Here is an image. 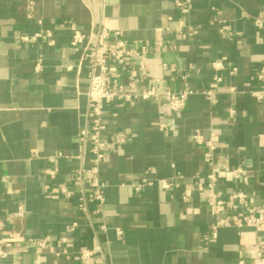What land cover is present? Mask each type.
I'll return each instance as SVG.
<instances>
[{
  "label": "crops",
  "instance_id": "1",
  "mask_svg": "<svg viewBox=\"0 0 264 264\" xmlns=\"http://www.w3.org/2000/svg\"><path fill=\"white\" fill-rule=\"evenodd\" d=\"M263 7L264 0H0V219L2 234L14 242L0 264H248L256 244H264V227H221L206 240L216 220L207 191L196 189L187 201L182 195L193 175L207 181L206 147L194 135L213 134L216 167L249 170L247 181L220 171V194L245 190L249 205L264 206V101L250 93L261 86L255 72L264 65V26L254 16ZM216 16L231 24L233 37L222 36ZM108 19L117 20L129 43L149 45V77L138 90L179 91L188 83L195 93L181 113L160 108L155 98L106 104L104 137L121 131L126 140L100 165L106 202L82 210L92 179L91 141L80 139L88 123L89 65L79 66L82 49L70 40L73 25L89 31ZM46 29L51 37L21 39ZM157 42L167 48L158 50ZM224 56L238 66L236 74L213 67ZM209 88L212 99L204 93ZM152 168L155 178L183 173L181 186L137 189ZM59 183L72 194H55ZM20 207L24 215L9 223ZM98 245L100 251L80 258L82 248Z\"/></svg>",
  "mask_w": 264,
  "mask_h": 264
},
{
  "label": "built area",
  "instance_id": "2",
  "mask_svg": "<svg viewBox=\"0 0 264 264\" xmlns=\"http://www.w3.org/2000/svg\"><path fill=\"white\" fill-rule=\"evenodd\" d=\"M183 11H188L189 7L186 2L178 1ZM244 16H248L243 12ZM220 23L219 31L222 36L233 37L234 30L231 24L225 19H218ZM254 22L258 27L264 26V7L260 13L254 16ZM190 32L197 33L198 27L190 26ZM73 34L70 40V45L78 46L82 49L81 60L89 65V87L87 90L88 111L87 125L81 130V141L85 144L88 139L91 141L90 151L92 153L91 173L92 179L90 182V190L83 194L79 208L87 210L88 202H95L99 206H103L106 202V184L100 179V165L106 156V152L115 144L123 143L126 140L125 132H115L109 137H104L103 133L106 129V124L103 121V115L106 104L116 101H131L135 98H155L160 100V108L169 111L170 113H181L187 105L190 95L195 93L188 83L179 91L167 89L160 91L155 88H145L138 90L141 81L149 77V70L144 56L149 52V45L144 42L129 43L124 36L123 29L119 26L117 20L108 19L102 20L99 27H92L89 31H83L74 25L72 26ZM51 37L52 32L48 29L35 32L32 35L24 34L22 40L31 41L40 37ZM158 50L163 51L167 48L165 44L157 42L155 46ZM137 64L138 72L134 66ZM216 70L229 68L232 74L238 72V66L228 60L226 56L218 58L212 62ZM164 67H168L164 64ZM37 68H40L38 63ZM173 68V67H172ZM256 79L261 83V86L251 89V95L258 101H264V65L260 66L255 72ZM125 78L126 81H121ZM187 78V75H184ZM222 80V76L215 75V84ZM231 91L235 88L231 87ZM210 99L214 98V89L209 88L204 91ZM162 95L165 97L163 98ZM194 139L206 147L203 152V158L209 166L207 172V181L204 184L196 179L193 175L194 184L188 186L183 191V201H187L198 190L207 191V207L212 215L216 217L215 222L210 227V232L205 235L206 240L216 238L218 229L226 226H236L239 228H250L259 230L264 227V206L249 205V200L252 194L245 190H236L228 198H224L218 191L219 173L220 171L231 172L235 178L248 180V168L243 165L231 166L225 164L221 168L215 165V152L217 144L213 138H203L200 134H195ZM148 174L144 175L137 184L136 188L141 189L144 186L152 185L155 182L167 190L173 191L181 186L177 178L184 177V174L177 172L173 178H155L150 174L156 173L155 169H149ZM80 178V176H79ZM55 194L71 195L72 191L65 183H59L53 189ZM24 215V209L20 207L17 211L8 215L7 221L14 222L18 217ZM4 227V221L0 219V258L5 257L14 247V242L5 237L1 230ZM102 229H107V224H102ZM118 232L122 233V229L118 228ZM43 245L44 242H39ZM101 250V247L95 246L92 248L84 247L80 250L79 256L81 259H87ZM67 254V252H66ZM241 263H245L243 260ZM248 264H264V244L258 242L253 251L252 260Z\"/></svg>",
  "mask_w": 264,
  "mask_h": 264
}]
</instances>
